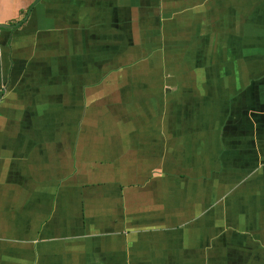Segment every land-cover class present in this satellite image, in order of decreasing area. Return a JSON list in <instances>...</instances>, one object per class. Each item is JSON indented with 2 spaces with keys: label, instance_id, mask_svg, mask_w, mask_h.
<instances>
[{
  "label": "crops",
  "instance_id": "0c3cea01",
  "mask_svg": "<svg viewBox=\"0 0 264 264\" xmlns=\"http://www.w3.org/2000/svg\"><path fill=\"white\" fill-rule=\"evenodd\" d=\"M0 25V264H264V0Z\"/></svg>",
  "mask_w": 264,
  "mask_h": 264
},
{
  "label": "water",
  "instance_id": "95a60500",
  "mask_svg": "<svg viewBox=\"0 0 264 264\" xmlns=\"http://www.w3.org/2000/svg\"><path fill=\"white\" fill-rule=\"evenodd\" d=\"M17 25L9 26V25H0V28H15Z\"/></svg>",
  "mask_w": 264,
  "mask_h": 264
}]
</instances>
